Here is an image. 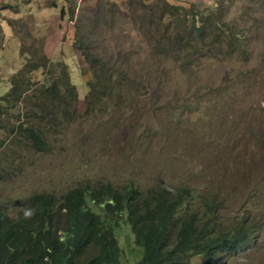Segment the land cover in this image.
Masks as SVG:
<instances>
[{
    "label": "rangeland",
    "instance_id": "obj_1",
    "mask_svg": "<svg viewBox=\"0 0 264 264\" xmlns=\"http://www.w3.org/2000/svg\"><path fill=\"white\" fill-rule=\"evenodd\" d=\"M8 93L0 204L12 215L84 183L190 188L194 210L216 203L209 229L258 227L224 264H264V0H0L2 112ZM30 123L44 151L20 135Z\"/></svg>",
    "mask_w": 264,
    "mask_h": 264
},
{
    "label": "trees",
    "instance_id": "obj_2",
    "mask_svg": "<svg viewBox=\"0 0 264 264\" xmlns=\"http://www.w3.org/2000/svg\"><path fill=\"white\" fill-rule=\"evenodd\" d=\"M205 26L211 25L205 24ZM193 28L194 31H198L202 35L204 32L209 34L204 26L197 27L195 20L193 21ZM232 33L238 41L241 39L237 31ZM229 34H231L230 31ZM215 39H217L216 35ZM236 39L231 37L230 42ZM237 45H232V47ZM33 66L29 65L27 67L30 70ZM26 71L27 68L25 67L23 74ZM110 75H112V72L106 74V77ZM64 81H68V78ZM23 83L24 81L19 79L14 88L17 103L24 101L18 89V85ZM26 84L27 82L25 81L23 85L25 87L22 88L23 92H26ZM56 90V87H46L41 90V103H45L50 98L55 99ZM72 94L73 97L65 95L61 97V102L57 103V105L61 104L63 111L69 108L75 109L77 95H75L74 91ZM12 97L14 96L8 93L2 98L5 110L4 112L0 110V127H3L1 126L2 114L7 113L6 109L13 108L12 105L14 104L10 103V98ZM91 98L96 99L97 95H91ZM92 102L95 103L94 100ZM8 119H11V117L8 116ZM9 128L13 130L12 127ZM17 128L21 130L20 135L24 136L25 140L30 141L37 149L40 151L46 149L47 141L35 125L32 123L30 125L22 124ZM129 183L135 182L131 180ZM172 195L175 198L174 201L170 200L164 187L158 188L157 193L152 194L149 191H142L136 186L116 187L110 183L102 185L88 183L74 189L72 193L62 196L60 204L62 203V209L66 212V223L60 230L51 229L52 214L56 205L54 196L37 197L34 200V204H42L39 213L41 217L39 224L43 235L48 240L53 235L58 236L57 233L59 231H61V235H65L64 242L60 248L62 260H59L57 264H61L67 256H80L84 248L86 249L93 245L98 247L99 256L93 258L88 264H105L107 258L118 255L116 234L121 226H135L137 224L139 227L140 221H145L148 227L152 226V231L147 235L142 233L140 227L136 233L135 242L137 247L147 252L142 264H185V261L188 264H192L195 256L204 258L206 260L204 264H210L211 258L224 247L226 242L238 239L242 228L236 230L235 234L227 232L223 235H217L213 230L209 229V225L204 223L197 224L196 215L191 212L189 207L191 194L188 190L182 189L176 194L172 193ZM206 205L209 207V211L214 208L212 204H209V206L206 203ZM147 210H151L153 214L151 212L145 214L146 212L144 211ZM178 210L185 217V221L180 229L177 241L171 240V244L167 245L168 224ZM24 220L22 215L17 222L24 224ZM11 231L13 234L19 233L18 228H12ZM12 236L9 234V238ZM1 242L2 240L0 239ZM46 243L48 244V241ZM5 244L6 241L3 247H0V264L4 263ZM7 264H15L14 257Z\"/></svg>",
    "mask_w": 264,
    "mask_h": 264
},
{
    "label": "clouds",
    "instance_id": "obj_3",
    "mask_svg": "<svg viewBox=\"0 0 264 264\" xmlns=\"http://www.w3.org/2000/svg\"><path fill=\"white\" fill-rule=\"evenodd\" d=\"M130 181L121 185L112 184V186H116V187L136 186L138 187V189H140L138 184L129 183ZM85 184L88 183H84L82 185ZM102 184H109V183H102ZM102 184H95V185H102ZM78 187L71 188L68 191H66V193L60 196L48 192H40L34 194L25 200L22 210L16 212L15 215L11 214V207L9 205L0 204L1 206L0 239L2 240V242L0 243V247H3L4 242L6 241L5 244L6 251L4 253L3 264L9 263L13 257L15 259V264H57L59 260H62L60 257L61 256L60 248L62 243L64 242L65 235H61V231H59L57 233L58 236L53 235L52 237H50L49 240L43 235L41 231V226L39 224V220L41 219L39 213L42 204H34V200L37 197H44L46 195L54 196L55 198L54 202L56 203V205L52 214L51 229L60 230L63 228L64 224L66 223V212H64L62 209L63 206L62 203L60 204V202L62 201V196L65 194L72 193L73 190ZM160 187H164L167 190L168 197L170 198L171 201L175 200L172 193L176 194L177 192L173 191L172 189H169L166 186L158 185L155 188L153 187V190H150L149 192L152 194L155 192L157 193V189ZM183 189L188 190L191 194V198L189 200V207L191 212L195 213L196 215V223L197 224L204 223L210 226L211 222L215 218L217 211L215 201L210 199L203 201L202 208L204 209L205 213H201L200 210H194L193 207L191 206V201L193 199L192 190L190 188H183ZM206 203H208V205L209 204L214 205V208L211 211H209V207L206 205ZM144 212H146L145 214H147L151 212V210H147ZM22 215L25 219L24 224L17 222L18 218H20ZM184 221H185V217L181 215L178 210L175 216L172 217L170 223L168 224L169 233H168L167 245L171 244V240L177 241L180 233V229L183 226ZM139 227L140 229H142V233L144 235H147L150 231H152V226L151 227L146 226L145 221H140ZM139 227L137 224L135 226L133 225L121 226V228L117 231L116 234L117 236L116 240L118 243V255L115 257L107 258L105 264H142L143 260L147 256V252H144L141 248L139 249L135 242L136 233L138 232ZM12 228H18L19 233L13 234L11 231ZM240 228H242V230L234 229L233 231L230 230L227 231L234 233L236 230H240L241 232L237 240L226 242L224 244V247L220 249L219 252L211 258L210 264H224L231 256H234L238 252H240L248 241H250L252 247H254L255 242L257 240L258 227L254 225L252 228H250L246 225H243ZM213 232L217 235H223L227 233V232H223L221 229L219 230V233H216L215 231ZM9 234L11 236L13 235L14 237L12 236L11 238H9ZM131 236L133 237L132 247L129 246L131 242L130 240ZM47 241L48 244L46 243ZM95 247L98 249V247L94 245L89 246L86 249L84 248L80 256L77 255L67 256L65 259H63V262L61 264H88L90 263V261L93 260V258L99 256V249H98L97 253L91 258L85 259L84 257L86 251L89 248H95ZM131 257H134L135 260L133 261ZM194 261H200L201 264H204L206 260L200 256H195L193 258L192 264H194ZM185 264L188 263L185 261Z\"/></svg>",
    "mask_w": 264,
    "mask_h": 264
},
{
    "label": "bare ground",
    "instance_id": "obj_4",
    "mask_svg": "<svg viewBox=\"0 0 264 264\" xmlns=\"http://www.w3.org/2000/svg\"><path fill=\"white\" fill-rule=\"evenodd\" d=\"M213 193H214V191H213Z\"/></svg>",
    "mask_w": 264,
    "mask_h": 264
}]
</instances>
